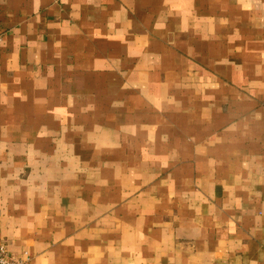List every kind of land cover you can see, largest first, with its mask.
<instances>
[{
	"label": "crops",
	"instance_id": "obj_1",
	"mask_svg": "<svg viewBox=\"0 0 264 264\" xmlns=\"http://www.w3.org/2000/svg\"><path fill=\"white\" fill-rule=\"evenodd\" d=\"M0 241L264 264V0H0Z\"/></svg>",
	"mask_w": 264,
	"mask_h": 264
},
{
	"label": "built area",
	"instance_id": "obj_2",
	"mask_svg": "<svg viewBox=\"0 0 264 264\" xmlns=\"http://www.w3.org/2000/svg\"><path fill=\"white\" fill-rule=\"evenodd\" d=\"M29 257L26 252L19 255L9 250L5 241H0V264H28Z\"/></svg>",
	"mask_w": 264,
	"mask_h": 264
}]
</instances>
